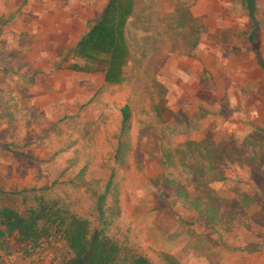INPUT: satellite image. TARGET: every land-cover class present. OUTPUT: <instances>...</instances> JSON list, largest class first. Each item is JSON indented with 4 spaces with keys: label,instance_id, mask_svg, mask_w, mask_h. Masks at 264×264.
Returning <instances> with one entry per match:
<instances>
[{
    "label": "rangeland",
    "instance_id": "obj_1",
    "mask_svg": "<svg viewBox=\"0 0 264 264\" xmlns=\"http://www.w3.org/2000/svg\"><path fill=\"white\" fill-rule=\"evenodd\" d=\"M242 1L135 0L125 80L111 85L64 61L106 0H0V210L57 203L95 227L113 174L105 232L123 248L152 264H264V71ZM208 156L212 195L247 205L214 228L169 201L176 184L201 194L189 166ZM15 236L0 264H61L69 250L56 235L25 252Z\"/></svg>",
    "mask_w": 264,
    "mask_h": 264
},
{
    "label": "trees",
    "instance_id": "obj_2",
    "mask_svg": "<svg viewBox=\"0 0 264 264\" xmlns=\"http://www.w3.org/2000/svg\"><path fill=\"white\" fill-rule=\"evenodd\" d=\"M257 2L258 0H243L242 4L248 13L247 41L255 55L257 66L264 71V55L259 43L256 42L257 32L260 31ZM134 11L135 0H108L102 16L94 21V25L81 37L73 50L75 57L85 61L86 66L73 65L71 69L102 75L111 85L123 83L130 62L126 26ZM122 114L125 128L131 116L128 105L122 109ZM189 172L192 182L196 184L195 191L200 189L201 194L192 196L187 187L176 184L169 201L173 205L181 204L197 212L198 220L207 228H214L213 223L220 212L236 217L237 210L247 207L243 199L228 202L212 195L213 192L209 189L206 178L210 172L217 173L213 158L204 157L195 165L189 166ZM113 176L112 174L96 204L97 226L93 227L87 220L76 215L66 216L67 214L61 213L57 203L31 209L27 217L21 216L14 210L3 209L0 210V249L13 235H16L18 242L25 245L23 248L25 252L29 251L28 247L40 242L42 238L51 239L57 235L69 248L61 264H152L143 255L123 248L118 240L108 237L105 232L112 222L110 218L113 212L108 213L104 203L109 194L113 196L111 193ZM164 193L165 191H162L160 197H164ZM48 222H51V227L48 226ZM258 250L263 251L264 245L258 247ZM166 258L171 264H178L171 257Z\"/></svg>",
    "mask_w": 264,
    "mask_h": 264
},
{
    "label": "crops",
    "instance_id": "obj_3",
    "mask_svg": "<svg viewBox=\"0 0 264 264\" xmlns=\"http://www.w3.org/2000/svg\"><path fill=\"white\" fill-rule=\"evenodd\" d=\"M107 1L108 0H106V3H107ZM106 3H105V5H106ZM105 5H104V7H105ZM104 7L102 8V11H101V13H100V15L98 16V17H96V18H94L92 21H89V24H87V29L85 30V32H83L80 36H79V38L78 39H76V44L78 43V41L81 39V37L90 29V27L92 26V25H94V21L96 20V19H98V18H100L101 16H102V14H103V10H104ZM76 44L74 45V47L71 49V50H69V51H67L68 52V54L66 55L67 57L65 58V62H67L68 60H69V57H70V54H71V59L72 58H76V59H79V58H77V57H75V55H74V52H73V50H74V48L76 47ZM81 60V59H80ZM83 61V60H82ZM254 61H255V59H254ZM85 62V61H84ZM74 65H77V64H74ZM218 65H221V61H217L216 62V66H218ZM73 66V65H72ZM71 66V67H72ZM85 66H86V62H85ZM85 66H82V67H85ZM70 67V68H71ZM81 67V66H80ZM72 70V69H71ZM74 71V70H73ZM80 72V71H79ZM86 73H90V72H86ZM91 74H93V73H91ZM99 75V74H98ZM104 77V76H103ZM105 79V78H104ZM109 84V83H108Z\"/></svg>",
    "mask_w": 264,
    "mask_h": 264
}]
</instances>
